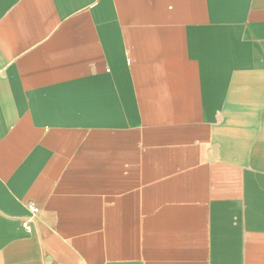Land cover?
Returning a JSON list of instances; mask_svg holds the SVG:
<instances>
[{
    "label": "crops",
    "instance_id": "0c3cea01",
    "mask_svg": "<svg viewBox=\"0 0 264 264\" xmlns=\"http://www.w3.org/2000/svg\"><path fill=\"white\" fill-rule=\"evenodd\" d=\"M0 264H264V0H0Z\"/></svg>",
    "mask_w": 264,
    "mask_h": 264
},
{
    "label": "built area",
    "instance_id": "2783aa9c",
    "mask_svg": "<svg viewBox=\"0 0 264 264\" xmlns=\"http://www.w3.org/2000/svg\"><path fill=\"white\" fill-rule=\"evenodd\" d=\"M28 210L29 212L31 213V216L24 219L22 222H21V225L27 230V231H30L31 230V224H30V218L32 216H34L37 212H38V207L35 206L34 204H29L28 205Z\"/></svg>",
    "mask_w": 264,
    "mask_h": 264
}]
</instances>
